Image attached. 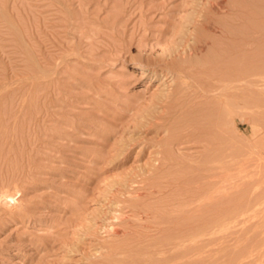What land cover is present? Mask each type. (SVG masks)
Instances as JSON below:
<instances>
[{
  "label": "rangeland",
  "instance_id": "374dc122",
  "mask_svg": "<svg viewBox=\"0 0 264 264\" xmlns=\"http://www.w3.org/2000/svg\"><path fill=\"white\" fill-rule=\"evenodd\" d=\"M193 8L0 0V264H264V0L214 14L227 27V181L193 171L204 142L159 166L177 79L156 57Z\"/></svg>",
  "mask_w": 264,
  "mask_h": 264
},
{
  "label": "bare ground",
  "instance_id": "6f19581e",
  "mask_svg": "<svg viewBox=\"0 0 264 264\" xmlns=\"http://www.w3.org/2000/svg\"><path fill=\"white\" fill-rule=\"evenodd\" d=\"M207 2L209 4V6L205 5L206 7H202L200 0H193L194 8L191 12H189L190 15L187 17L186 20H183L180 17L174 18V20H172L173 22H171L172 25H171V28L169 29V37H167V39L165 40L168 43V47L166 46L167 50L164 52V54H161V56L156 57L158 67L163 69L162 73H163V71L164 72L166 71L167 72L166 74L172 73L171 76L174 75L173 76L174 79L178 80L180 78L179 81H177V80L175 81L172 89L170 90L171 92L169 94H167L165 96V99L163 100L164 102H166V104H170L171 108L167 112V114H168V118L174 119L172 122L174 124V127L173 126H172L173 128L169 127L170 130H172V131L169 130L170 132H169L167 139H166L167 143L165 144V149L163 148L164 150H160V152H159L160 154L162 153V155H160L161 156V158H160L161 163L159 164V166L161 165V167L163 168L162 165L166 164L167 166H169L168 168L170 169V168H173V166L175 164H177L175 162L176 161V157L174 156L175 154L173 155V153H171L172 151H170V147H173L175 144H184V143L188 144L189 142H192V141H194V143H197V142L203 143L204 142V144L206 145V147L208 149V150H206L208 152L206 153L204 151V153H206L207 155L202 153L206 156V157H204L201 154V156L204 157V160L201 162L202 164L200 162H198L201 165H196L197 168H194L193 171L198 169L197 173L200 170V172L201 171L204 172V175L206 174L207 176L208 175H216V176L220 175L221 177L217 176L218 179L220 178V179H223V181H227L226 180L227 177L226 178L222 177V175L228 176L227 172L230 171V169L227 171L228 168H227V134H226L227 133V127H226L227 126V30H226L227 27L226 28L225 27L220 28L216 24L217 21L216 22L214 21V14H216L219 11L218 7L224 6L227 3V0H209ZM198 16L202 17V19H201L202 22L200 24V28H202L204 31H209V32L219 31V33H218L219 34V37H218L219 41H215V40L210 39L211 37H208L209 35L208 36L205 35L202 32L203 30L199 31V29L197 28L198 25L195 22L196 18ZM182 23L183 24L187 23V25L185 27H183ZM189 38H193V42L187 43ZM179 42L180 43L186 42L187 45L185 46L186 47L185 50H184V47L182 48L183 50H180L177 46H175V45L180 44ZM208 44H211L210 45L211 48L209 49V51L207 49L208 52L206 51V56L203 58L201 55H199V53ZM197 55L201 56L202 58H200V57L197 58ZM199 58H200V61H199ZM257 58H259V57H257ZM147 67H148V65L144 64L143 62L137 64V69H143L144 70V69H147ZM153 78H154V76H153ZM160 78L161 77H159V79ZM166 82H167V80H166ZM164 120H166V119H164ZM167 148L169 150H166ZM171 150H172V148H171ZM167 151H170V152H167ZM201 156H200L199 160H201ZM164 161H166V162H164ZM157 168H159V167H157ZM192 169H193V167L191 168V170ZM184 170L186 172H188L185 168H184ZM166 171H168V170H166ZM197 173H195V174H197ZM198 175H200V174H198ZM213 178L214 177H212V179ZM204 180H207V179H204ZM216 180H217V178H216ZM240 181H241V179H240ZM205 183L207 184V182H205ZM223 183H225V182H223ZM242 183L239 182L238 184H242ZM213 187H215V186H213ZM218 188H219V186H218ZM213 191L218 193L215 190H213ZM223 191H225V190H223ZM209 192H211V191H209ZM221 193L222 192H220V194ZM225 193H227V192H225ZM262 198H263V196L261 197V199ZM226 204H227V202L225 203V205ZM257 205H259V203ZM248 207L249 206H247V208ZM251 207H253V206H251ZM258 207H255V208L257 209ZM259 209H260V207H259ZM259 209H258V213L260 211L262 213V210L259 211ZM192 210H194V209H192ZM208 212H210V211H208ZM206 214L208 215V213H206ZM237 214H239V213H237ZM246 214H243V218H244V215H246ZM248 216H250V214ZM203 217H205V216H203ZM200 219H201V216H200ZM211 219H212V217H211ZM204 221H205V219H204ZM244 221L246 222L247 220H244ZM249 223H251V222L249 221ZM220 227H222V226H220ZM258 232H260V231H258ZM261 235H263V234H261ZM131 251H133V250H131ZM134 254H136V253H134ZM131 255H133V254L131 253ZM125 256L123 255V257H125ZM127 258L128 257H126V259ZM141 260H143V259H141ZM170 260H172V259H170ZM138 261H139V259H138ZM177 261H178V259H177ZM165 262H166V260H165ZM181 262H183V261H181ZM150 263H151V260H150ZM163 263H164V261H163ZM163 263H161V264H163ZM166 264H169V263H166Z\"/></svg>",
  "mask_w": 264,
  "mask_h": 264
}]
</instances>
